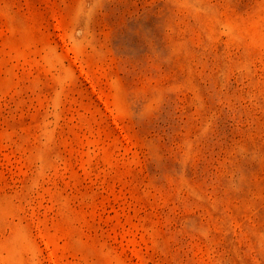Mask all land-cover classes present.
Segmentation results:
<instances>
[{
    "label": "rangeland",
    "instance_id": "rangeland-1",
    "mask_svg": "<svg viewBox=\"0 0 264 264\" xmlns=\"http://www.w3.org/2000/svg\"><path fill=\"white\" fill-rule=\"evenodd\" d=\"M0 264H264V0H0Z\"/></svg>",
    "mask_w": 264,
    "mask_h": 264
}]
</instances>
